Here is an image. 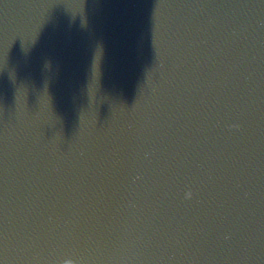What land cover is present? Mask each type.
I'll list each match as a JSON object with an SVG mask.
<instances>
[{
  "label": "water",
  "instance_id": "95a60500",
  "mask_svg": "<svg viewBox=\"0 0 264 264\" xmlns=\"http://www.w3.org/2000/svg\"><path fill=\"white\" fill-rule=\"evenodd\" d=\"M0 264H264V0H0Z\"/></svg>",
  "mask_w": 264,
  "mask_h": 264
}]
</instances>
